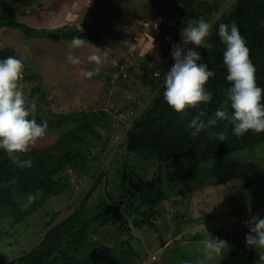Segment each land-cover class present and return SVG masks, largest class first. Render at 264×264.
Returning <instances> with one entry per match:
<instances>
[{
  "label": "trees",
  "instance_id": "1",
  "mask_svg": "<svg viewBox=\"0 0 264 264\" xmlns=\"http://www.w3.org/2000/svg\"><path fill=\"white\" fill-rule=\"evenodd\" d=\"M23 2L0 0V30H17L26 40L71 41L73 37H79L84 42L96 41L88 33L68 26L46 31L18 21L16 11ZM221 3L222 0H163L161 4L176 8L180 18L171 27L161 24L160 32L169 33L173 40L180 39V30L187 22L195 23L201 18L209 22ZM153 5L151 3L147 8L150 10ZM232 22L237 24L246 41L249 58L256 69V83L264 89V0H234L211 26L208 42L212 47L198 49L203 62L215 74L206 84L212 92V100L200 108L204 112L201 117L204 120L212 116L230 86L225 79L224 46L220 43L217 29L220 23ZM8 56L19 58L12 48H0V59ZM158 72L159 69L154 67L148 70L149 76L145 75L146 72L140 77L153 91L143 109L138 113L139 106L133 102L124 106V112L138 114L118 145L122 153L110 161L112 170L108 177L99 160L106 156L112 137V117L102 110L53 113L44 107L49 100L48 93L38 85L33 86L25 98L27 104L35 105L31 116L37 123L47 122L46 132L56 130L59 134L53 143L41 148L31 147L29 152L19 154L21 161L31 159L30 167H19L0 150V239L9 235L6 228L11 230L21 224L51 197L64 193L70 196L76 186L74 181L88 179L90 185L71 213L58 223L52 225L55 215L46 214L45 233L36 245L29 251H22L19 257L0 264H142L145 258L137 256L130 246L133 240L130 227L137 230L158 228L156 220L161 217L163 204L169 199L168 183L173 182V189L177 188L181 178L179 171L190 173L191 169L198 170L211 160L264 143V133L232 135V126L227 121H218L197 137L190 136L188 122L198 114V110L188 109L185 115L174 112L163 100L164 79L160 76L157 80L150 79ZM29 76H25L24 66L22 77L34 80ZM111 81L112 76H108L105 84L109 86ZM123 89L127 91V86ZM116 115L121 114L117 112ZM219 132L225 134L223 142L215 138L214 134ZM150 166L153 171L148 176ZM198 173L199 176L193 178L190 192L200 189L205 178L206 173ZM37 190L39 198L28 204L27 197ZM124 218L128 219L130 227L124 224ZM108 228L116 229L117 234H110L106 231ZM122 235L126 238L117 242ZM170 235L173 239L179 236V229ZM161 238L157 237L160 246L164 247L167 237ZM251 260L249 255L248 264Z\"/></svg>",
  "mask_w": 264,
  "mask_h": 264
},
{
  "label": "rangeland",
  "instance_id": "2",
  "mask_svg": "<svg viewBox=\"0 0 264 264\" xmlns=\"http://www.w3.org/2000/svg\"><path fill=\"white\" fill-rule=\"evenodd\" d=\"M162 1L24 0L16 11L18 21L46 31L68 26L95 37L96 41L84 42L82 47L71 50L80 60L78 65H71L66 60L70 51L68 40H26L17 30H0V48H12L25 66V76L34 77L31 81L21 78L25 98L33 86L38 85L51 97L44 107L53 113L102 110L112 117V137L106 156L99 160L107 177L112 170L110 161L122 153L118 145L122 143L125 131L153 95L140 77L146 72L149 76L148 70L157 67L159 72L156 76L150 75V79L157 80L159 76L164 79V74L174 63L156 47H160L163 37H155L149 42L139 35L145 19L150 28L152 22L157 21L171 27L180 18L176 8L162 5ZM233 2L222 0L209 21L211 26ZM151 3L154 5L149 10L147 6ZM180 42L181 37L174 39L173 44ZM172 45L168 48L170 52ZM188 47L194 48L191 44ZM92 54L101 58L100 64L88 61ZM82 69L95 70V74L85 79L80 75ZM108 76H112L109 86L105 84ZM126 94L131 99L126 98ZM130 102L138 104V113L124 112V106ZM117 112L121 115H116ZM58 134L56 130L47 131L32 147L49 145ZM152 171L150 166L148 176ZM199 171L206 173L205 178L200 189L190 192L193 178L199 176ZM190 173L179 171L181 178L176 189H173V182L168 183L169 199L164 202L162 215L156 220L157 229H133L124 218V224L131 228L133 240L130 246L137 256L146 260L154 255L156 264H248L251 255V264H260L264 249L259 252L246 246L245 235L249 229L245 221L252 216L264 217V143L211 160L198 170L191 169ZM74 182L76 186L70 196L65 193L53 196L21 224L11 230L6 228L9 235L0 239V263L19 257L22 251H29L40 241L45 233L43 224L48 218L47 213L55 215L52 225L71 213L90 185L88 179ZM177 228L180 235L173 239L170 233ZM106 231L117 234L113 228ZM165 236L167 244L161 247L157 237L165 239ZM211 237L226 241L227 250L222 256L206 258L203 241ZM125 238L122 235L116 240Z\"/></svg>",
  "mask_w": 264,
  "mask_h": 264
},
{
  "label": "clouds",
  "instance_id": "3",
  "mask_svg": "<svg viewBox=\"0 0 264 264\" xmlns=\"http://www.w3.org/2000/svg\"><path fill=\"white\" fill-rule=\"evenodd\" d=\"M210 35L211 23L202 18L195 23L187 22L180 30L181 42L173 44L171 48L174 63L164 74L163 100L174 112L181 115H185L188 109L198 110V114L188 122L192 137L214 127L218 121H227L232 126V135L236 137L246 132L264 133V89L256 83L255 66L249 58L246 41L235 22L220 23L217 29L220 43L224 46L223 64L227 73L225 79L230 82V86L212 116L207 120L201 119L204 116V112L200 111L201 105H207L212 100V92L207 89L206 84L215 74L203 62L198 49L212 47L208 42ZM83 44L81 38H72L70 51L66 56L69 64L80 63L71 50L80 48ZM189 44L194 48H189ZM88 61L100 64L101 58L92 54L88 56ZM23 72L24 64L16 56L0 59V150L17 162L19 167H30L31 159L21 161L19 154L29 152L37 140L46 134L47 122L37 123L31 116L35 105L26 103L23 85L20 83ZM94 74L95 70L82 69L80 72L85 79H90ZM126 98L131 99L127 94ZM214 135L221 142L225 139L224 132ZM39 195V190L34 195L30 194L27 203H32ZM245 223L249 229L245 235L246 246L260 252L264 249V217L252 216ZM203 248L206 258L222 256L227 250V243L211 237L203 241ZM260 264H264V255L261 254Z\"/></svg>",
  "mask_w": 264,
  "mask_h": 264
},
{
  "label": "built area",
  "instance_id": "4",
  "mask_svg": "<svg viewBox=\"0 0 264 264\" xmlns=\"http://www.w3.org/2000/svg\"><path fill=\"white\" fill-rule=\"evenodd\" d=\"M146 22L149 21L147 19L144 20L143 22L144 24L142 25L143 26L142 32L139 33V35L142 36V38L145 41L148 40L149 42L155 40V37H163L162 38L163 42H160L161 43L160 47L158 45H156V47H158V51L161 50L162 53L166 54L168 58H172L171 52L168 50V48L174 43V40L172 39V36L169 33L162 36L163 34L160 32L159 29L162 22L160 21L152 22L150 28L148 27V24ZM134 40L136 39L134 38ZM156 263H157L156 256L152 255L149 258H146V260H144L142 264H156Z\"/></svg>",
  "mask_w": 264,
  "mask_h": 264
}]
</instances>
